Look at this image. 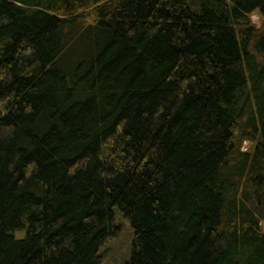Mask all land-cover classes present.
Here are the masks:
<instances>
[{
	"label": "trees",
	"instance_id": "16d2710c",
	"mask_svg": "<svg viewBox=\"0 0 264 264\" xmlns=\"http://www.w3.org/2000/svg\"><path fill=\"white\" fill-rule=\"evenodd\" d=\"M117 209L126 264H264V0H0V264H101Z\"/></svg>",
	"mask_w": 264,
	"mask_h": 264
},
{
	"label": "rangeland",
	"instance_id": "374dc122",
	"mask_svg": "<svg viewBox=\"0 0 264 264\" xmlns=\"http://www.w3.org/2000/svg\"><path fill=\"white\" fill-rule=\"evenodd\" d=\"M251 19L257 26L262 23V16L258 12L251 15ZM250 144H244V150L249 148ZM116 222L120 225V232L114 239L105 244L102 249L101 264H126L129 261L133 250V228L128 219H126L120 210L115 212ZM264 229V223H263ZM20 235V234H18Z\"/></svg>",
	"mask_w": 264,
	"mask_h": 264
}]
</instances>
